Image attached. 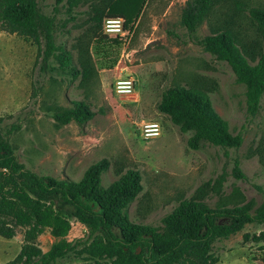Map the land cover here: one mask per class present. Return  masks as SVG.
<instances>
[{
    "label": "rangeland",
    "instance_id": "1",
    "mask_svg": "<svg viewBox=\"0 0 264 264\" xmlns=\"http://www.w3.org/2000/svg\"><path fill=\"white\" fill-rule=\"evenodd\" d=\"M144 1L117 10L128 18L125 34L107 31L112 0H35L30 33L6 19L1 5L0 137L18 164L40 179L78 183L106 160L100 181L109 188L129 170L138 171L143 190L127 213L139 225L164 230L163 218L185 200L220 212L243 208L252 216L264 214V90L252 100L224 53L218 56L204 45L217 38L256 65L264 40L250 12H264V0H222L194 29L183 22L191 0ZM85 59L91 74L84 79ZM122 79L133 81L132 94L117 92ZM181 87L207 93L239 146L200 140L197 149L189 147L195 131L182 132L158 108L165 91ZM87 111L93 116L80 121ZM148 124L159 126L157 137L146 138ZM64 217L68 240L87 236L86 225ZM5 221L12 222L16 236L0 237V264H12L29 244L30 228ZM262 232L264 224L255 222L217 240V264H264ZM29 241L45 253L58 239L43 226ZM81 261L72 256L59 264Z\"/></svg>",
    "mask_w": 264,
    "mask_h": 264
},
{
    "label": "trees",
    "instance_id": "2",
    "mask_svg": "<svg viewBox=\"0 0 264 264\" xmlns=\"http://www.w3.org/2000/svg\"><path fill=\"white\" fill-rule=\"evenodd\" d=\"M221 1H189L183 22L194 29ZM0 2L6 19L15 27L28 33L33 30L35 0ZM138 2L140 0H112L106 15L126 21L127 16L117 10L137 6ZM250 16L264 40V12L253 9ZM204 45L218 56L224 53L236 75L248 85L250 98L256 101L264 90V50L259 53L257 64L251 66L217 38H207ZM243 51L244 56L256 61L253 53ZM90 74L91 64L85 59L83 78ZM158 108L171 114L172 121L181 126L182 132L195 131L188 140L191 149H197L200 140L225 147L239 146L238 138L229 134L226 122L215 113L205 91L171 88L163 93ZM92 116L93 113L87 111L78 119L85 121ZM108 167L106 160L93 165L78 183L40 179L18 164L8 142L0 137V237L10 240L16 236V229L11 221H5L7 218L30 228L26 236L29 244L23 246L12 264H59L72 256L82 260L78 264H217L219 258L213 253L217 240L229 239L247 224H264V214L252 216L243 208L220 212L196 200L182 201L165 216L164 230L133 223L127 209L143 190L142 176L138 171L129 170L111 187L103 188L100 176ZM64 216L86 225L87 236L74 242L68 240ZM43 226L52 228L53 236L58 239L45 253L29 241L31 233ZM260 237H264V232ZM245 239L249 236L245 235Z\"/></svg>",
    "mask_w": 264,
    "mask_h": 264
},
{
    "label": "built area",
    "instance_id": "3",
    "mask_svg": "<svg viewBox=\"0 0 264 264\" xmlns=\"http://www.w3.org/2000/svg\"><path fill=\"white\" fill-rule=\"evenodd\" d=\"M106 21V28L108 32L125 34V20L123 18H108ZM116 89L117 92L121 94H132L134 89L133 81L130 79L119 80L116 84ZM145 127V136L147 139H152L159 135V126L157 124H148Z\"/></svg>",
    "mask_w": 264,
    "mask_h": 264
},
{
    "label": "crops",
    "instance_id": "4",
    "mask_svg": "<svg viewBox=\"0 0 264 264\" xmlns=\"http://www.w3.org/2000/svg\"><path fill=\"white\" fill-rule=\"evenodd\" d=\"M9 240V239H8ZM11 240V239H10Z\"/></svg>",
    "mask_w": 264,
    "mask_h": 264
}]
</instances>
